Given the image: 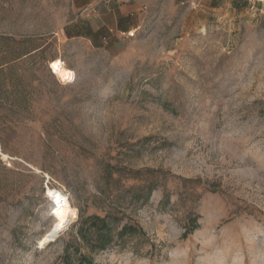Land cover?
Returning a JSON list of instances; mask_svg holds the SVG:
<instances>
[{
  "label": "rangeland",
  "instance_id": "rangeland-1",
  "mask_svg": "<svg viewBox=\"0 0 264 264\" xmlns=\"http://www.w3.org/2000/svg\"><path fill=\"white\" fill-rule=\"evenodd\" d=\"M134 1L0 0V264H264V0Z\"/></svg>",
  "mask_w": 264,
  "mask_h": 264
},
{
  "label": "crops",
  "instance_id": "crops-1",
  "mask_svg": "<svg viewBox=\"0 0 264 264\" xmlns=\"http://www.w3.org/2000/svg\"><path fill=\"white\" fill-rule=\"evenodd\" d=\"M139 13H140V5L137 0H135L129 6L114 7V9L109 10L107 14L113 16L115 23L109 24L105 20H102V21H99V24H97L94 27V29L95 30H105V35H108V32H113L114 30L119 34H125L128 32H131L133 30L132 28L136 25L125 26L124 22L126 21L128 17H132L133 15H136ZM116 36L120 39L117 42H115L113 45L115 49H118L121 43V36H119L118 34Z\"/></svg>",
  "mask_w": 264,
  "mask_h": 264
},
{
  "label": "bare ground",
  "instance_id": "bare-ground-1",
  "mask_svg": "<svg viewBox=\"0 0 264 264\" xmlns=\"http://www.w3.org/2000/svg\"><path fill=\"white\" fill-rule=\"evenodd\" d=\"M54 74L63 82H68L71 80V70L67 68L64 63L60 60H56L51 64ZM52 198L58 200V205L55 206L53 214H55L56 221L58 223H63L69 220L72 216V210L70 206L69 199L66 195L64 196L61 191H55L52 194Z\"/></svg>",
  "mask_w": 264,
  "mask_h": 264
},
{
  "label": "trees",
  "instance_id": "trees-1",
  "mask_svg": "<svg viewBox=\"0 0 264 264\" xmlns=\"http://www.w3.org/2000/svg\"><path fill=\"white\" fill-rule=\"evenodd\" d=\"M152 190H153V188H150L148 191H145L142 188V189H140V192L137 194V196L138 195L140 196V195L143 194V195H145L143 197L148 198L149 195L152 193ZM109 219H110L109 216H105V217L92 216L89 219V220H91V224L94 225L95 228L97 229L96 231H98L99 235H102L103 234L105 238H108L107 243L100 244L99 245V248H103L104 249V248L108 247V245L113 240V235H112L113 230H112V228L109 225ZM195 223L196 222H194V225H196ZM82 224H83V227H84L85 223L83 222ZM99 224H101V226H99ZM83 227L80 228V233H81L82 236L84 235L83 234V231H84L83 230ZM194 227L195 226H193L192 228H189L188 230L191 231L192 229H194ZM135 229H136L135 226L126 224L118 232L119 233L118 236L119 237H123L128 231H133ZM84 261H86V260H81L79 262V264H84Z\"/></svg>",
  "mask_w": 264,
  "mask_h": 264
},
{
  "label": "built area",
  "instance_id": "built-area-1",
  "mask_svg": "<svg viewBox=\"0 0 264 264\" xmlns=\"http://www.w3.org/2000/svg\"><path fill=\"white\" fill-rule=\"evenodd\" d=\"M64 64H65V62H63ZM63 195L65 196L66 194L65 193H63ZM66 197H67V199H69V197L66 195ZM51 201L53 202V204H54V210H55V206H57L58 205V203H54V201H56L55 199H52L51 198Z\"/></svg>",
  "mask_w": 264,
  "mask_h": 264
},
{
  "label": "snow or ice",
  "instance_id": "snow-or-ice-1",
  "mask_svg": "<svg viewBox=\"0 0 264 264\" xmlns=\"http://www.w3.org/2000/svg\"><path fill=\"white\" fill-rule=\"evenodd\" d=\"M58 202H59L58 200L54 201V203H58Z\"/></svg>",
  "mask_w": 264,
  "mask_h": 264
}]
</instances>
